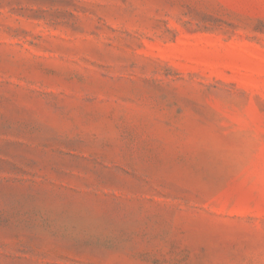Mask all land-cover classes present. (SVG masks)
Masks as SVG:
<instances>
[{"label":"rangeland","instance_id":"1","mask_svg":"<svg viewBox=\"0 0 264 264\" xmlns=\"http://www.w3.org/2000/svg\"><path fill=\"white\" fill-rule=\"evenodd\" d=\"M0 264H264V0H0Z\"/></svg>","mask_w":264,"mask_h":264}]
</instances>
